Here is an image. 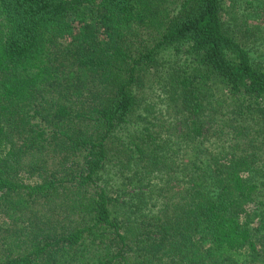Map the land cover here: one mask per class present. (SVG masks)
<instances>
[{"label":"trees","instance_id":"obj_1","mask_svg":"<svg viewBox=\"0 0 264 264\" xmlns=\"http://www.w3.org/2000/svg\"><path fill=\"white\" fill-rule=\"evenodd\" d=\"M222 3L0 0V264H264V19L227 33ZM168 47L160 133L138 90ZM49 152L81 167L42 178Z\"/></svg>","mask_w":264,"mask_h":264},{"label":"rangeland","instance_id":"obj_2","mask_svg":"<svg viewBox=\"0 0 264 264\" xmlns=\"http://www.w3.org/2000/svg\"><path fill=\"white\" fill-rule=\"evenodd\" d=\"M261 0H223L222 3V22L223 29L225 32L230 34H235L236 36L240 35L245 39H249L250 32L248 29H252L254 26L259 24L262 19H264V10L261 9L262 4L259 5ZM263 2V0H262ZM80 24L74 22V27H79ZM239 31V32H238ZM242 36L241 34H244ZM254 44V43H253ZM251 46V43H248ZM264 53L263 49H258L257 53ZM174 53L171 47H168L164 51H161L159 54V66L156 69H152L147 75H144L142 78L143 86L139 88L138 93L142 96V100L140 102L139 115L141 117H146V121H150L156 126L154 129L160 131V133H164L167 127H169V123L171 127H174L176 124L174 120L171 118L169 110L167 109L166 103V88L165 84L168 79L167 74L175 68L174 63L169 62L178 58H174L172 56ZM171 116V117H170ZM173 120V122H172ZM140 122V121H139ZM141 126H144L145 123H140ZM122 137H126L127 134L125 130L122 131ZM45 165L43 166L44 174L41 176L50 177L53 173L56 177H60L63 171H76L77 168L81 166H76L77 163H81L82 159L80 156H68V160H63V153H53L49 152L45 154ZM264 159V154H263ZM264 161V160H263ZM108 169L109 175L111 176V184L108 189H111L112 194L115 196L116 193L119 195L123 192H127L131 194L133 184H129L124 186L121 189L120 184L122 182L126 183V178L130 175L123 172H118V166L111 167L108 164L104 166V172H107ZM261 172L258 174V178L262 177L264 174V168H262ZM74 174V172H72ZM100 176H103L100 174ZM34 180V179H33ZM97 185H100V182H97ZM66 187H74V191L77 192L76 182H72L69 184H65ZM61 193V191H58ZM72 192H67L71 198H75V195L71 194ZM87 193L92 194L93 189L88 187ZM127 193L125 196L127 197ZM53 207L55 204H51ZM48 204H45L44 208L47 209ZM6 220L0 218V226L4 228V223Z\"/></svg>","mask_w":264,"mask_h":264}]
</instances>
